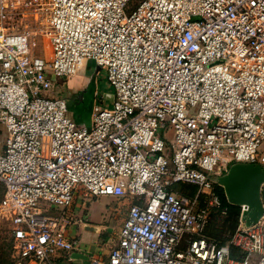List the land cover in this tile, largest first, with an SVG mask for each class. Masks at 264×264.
<instances>
[{
  "label": "built area",
  "instance_id": "built-area-1",
  "mask_svg": "<svg viewBox=\"0 0 264 264\" xmlns=\"http://www.w3.org/2000/svg\"><path fill=\"white\" fill-rule=\"evenodd\" d=\"M88 60L113 89L90 129L52 95ZM0 127L14 264H72L78 197L130 201L117 243L88 264H264L248 205L226 243L204 235L228 211L220 178L264 167V0H0Z\"/></svg>",
  "mask_w": 264,
  "mask_h": 264
},
{
  "label": "rangeland",
  "instance_id": "rangeland-1",
  "mask_svg": "<svg viewBox=\"0 0 264 264\" xmlns=\"http://www.w3.org/2000/svg\"><path fill=\"white\" fill-rule=\"evenodd\" d=\"M36 53L41 55L43 58L50 60L51 52L50 47L46 40L40 39ZM97 65L94 61L88 60L85 61L82 68L77 74V79L80 82L83 90L80 94L75 95L74 97L69 92L68 82L73 79H63V78H54L56 83L55 91L52 95L62 96L68 98L69 109L71 111L72 117L75 120L83 119L82 124L90 125L91 115L93 110V105L95 102L100 101L101 98L104 101V107H110L112 103L113 89L108 82L107 72L100 69L97 73ZM76 115V118H74ZM88 117V121H85ZM2 134H0V144L5 139L4 130L0 127ZM4 185L0 182V202L4 196ZM85 199V198H84ZM90 200V198H88ZM93 199V198H92ZM89 200L85 201L89 205ZM264 200V193H263ZM93 201V200H92ZM41 207L43 203L40 204ZM102 208V207H101ZM107 209L106 212L109 213L105 222L103 223L108 229L103 231L100 238V244L104 246L105 251L109 252L117 243V232L119 228L122 227V221L126 218L128 212H116L114 213L113 206L104 205L102 209ZM99 213V212H98ZM264 224V219L261 222V225ZM95 225V224H94ZM230 227L224 226L222 217L213 218L211 224L209 235L214 236L216 239L223 240L229 236ZM15 251H14V242L12 239V227L10 223L0 215V264H10L15 261Z\"/></svg>",
  "mask_w": 264,
  "mask_h": 264
},
{
  "label": "crops",
  "instance_id": "crops-1",
  "mask_svg": "<svg viewBox=\"0 0 264 264\" xmlns=\"http://www.w3.org/2000/svg\"><path fill=\"white\" fill-rule=\"evenodd\" d=\"M76 77L77 75L68 82L69 92L73 97L83 90ZM85 119V121L89 120L88 117ZM87 200L89 199L78 197L73 206L66 210L68 215L73 216L68 235L71 238H76L80 244L79 250L74 253L80 257L73 259L72 264H88L93 258L107 257L109 252L105 251L104 246L100 244V238H102L101 234L103 231L108 229L103 223L109 213L106 212V208H102L104 205H114V213L128 212L130 205L129 200H116L109 197L90 198L89 205L85 202ZM125 219H123L121 225H123ZM120 229L117 232V239Z\"/></svg>",
  "mask_w": 264,
  "mask_h": 264
},
{
  "label": "water",
  "instance_id": "water-1",
  "mask_svg": "<svg viewBox=\"0 0 264 264\" xmlns=\"http://www.w3.org/2000/svg\"><path fill=\"white\" fill-rule=\"evenodd\" d=\"M99 71L100 67H97L96 72L98 73ZM74 118H76V115H74ZM82 120L78 119L75 122L90 129L92 115L90 125L80 123ZM219 182L231 205L249 206L250 210L245 214V221L248 227L258 224L263 219L264 200L262 185L264 184V167L258 164H234L230 167L228 173L220 178ZM78 257H80L78 254H73L72 256L73 259Z\"/></svg>",
  "mask_w": 264,
  "mask_h": 264
},
{
  "label": "trees",
  "instance_id": "trees-1",
  "mask_svg": "<svg viewBox=\"0 0 264 264\" xmlns=\"http://www.w3.org/2000/svg\"><path fill=\"white\" fill-rule=\"evenodd\" d=\"M4 188H5V186H4ZM170 190L171 191H175V192L180 193V194L185 195V196H190V197H192L195 194V192H196V188L194 186L184 185V184H180V183L173 185L170 188ZM218 193H219V195L221 197L223 205L228 208V211H227L226 215H222L221 211L213 210L212 213H211V216H210L209 224L206 227L204 235L207 238V240H209L211 242H215V243H218V244H224L232 237V235L235 233V231L238 228L239 217H240V208L238 206L231 205L228 202L222 187L218 188ZM215 217H222L224 226L225 227L229 226L230 230H231L230 233H229V236L224 238L220 242L214 236L209 235V230H210L211 224L213 222V218H215ZM14 262H12L10 264H14Z\"/></svg>",
  "mask_w": 264,
  "mask_h": 264
}]
</instances>
